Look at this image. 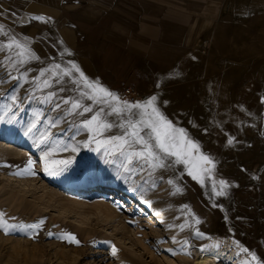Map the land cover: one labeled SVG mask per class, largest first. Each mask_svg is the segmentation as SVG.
<instances>
[{
	"label": "rangeland",
	"instance_id": "374dc122",
	"mask_svg": "<svg viewBox=\"0 0 264 264\" xmlns=\"http://www.w3.org/2000/svg\"><path fill=\"white\" fill-rule=\"evenodd\" d=\"M0 24L8 33L0 42L27 37L40 57L6 70L5 57L16 54L0 52V105L9 103L13 89L24 100L18 123L0 124V165L23 168L29 157L36 161L35 175H13L16 167L0 166V212L12 224L45 220L39 230H0V264H195V251L210 247L224 251L222 264H255L237 243L264 264V0H0ZM70 62L129 101L122 93L127 87L139 91L137 100L160 91V100L169 101L165 114L215 161L201 175L204 182L183 166L149 175L135 166L126 172L122 160L106 163L111 157L82 146L78 153L63 151L87 139L84 132L70 139L75 129L68 131L69 125L84 117L65 115L70 105L62 102L80 99L82 87L71 82L79 74L73 71L63 83L45 74L52 87L35 96L55 92L51 104L27 95L40 69H70ZM173 71L181 75L167 79ZM9 72L19 79H9ZM57 118L61 122L50 127ZM34 120L40 131L55 134L53 159L75 157L67 172L43 171L35 137L24 135ZM221 179L230 187L217 196ZM175 187L183 191L173 195ZM137 193L161 206L164 217L137 203ZM63 233L80 243L61 239Z\"/></svg>",
	"mask_w": 264,
	"mask_h": 264
},
{
	"label": "snow or ice",
	"instance_id": "6c2138e0",
	"mask_svg": "<svg viewBox=\"0 0 264 264\" xmlns=\"http://www.w3.org/2000/svg\"><path fill=\"white\" fill-rule=\"evenodd\" d=\"M31 20L46 21L43 16L29 17ZM50 19V18H49ZM0 35L7 36L5 26L0 24ZM30 42L29 38L25 37L24 42L18 40L14 35L8 38V43L0 42V52L8 50L15 51L16 58L6 56L7 68L15 69L17 65L29 63L31 60H40V57L32 51L27 44ZM62 43V41H61ZM67 52L68 50L65 49ZM71 55V52H68ZM4 62L0 61V65ZM70 69H61L60 64H53L50 68H42L39 71V76L34 79V89L29 92L27 99H38L42 104H51L56 93L48 92L43 99L36 97L35 92L43 89H50L52 87L51 79H42L46 73H52V77L56 83H63V77H71L73 71L79 74V79L72 80L73 85L82 87L80 91V99L62 98L64 105H70L65 111V115H72L74 117H84L79 123H71L68 131L75 129V133L70 139L75 140L76 135L81 132L87 134V139L78 142L74 146L64 145L63 151H68L69 147L72 153H78L81 146L87 148L89 151L102 153L105 156L111 157L106 160V163L115 164L116 161L122 160L121 167L124 171H129L132 166L139 168L142 172L146 171L152 175L158 170H166L174 166H183L187 174L193 180L200 183L204 181L201 175L207 176L215 168L214 159L201 151V145L189 134L184 127L178 126L172 119H170L162 110V106H167L169 101L160 100L161 92L148 96L143 100L129 101L120 97L117 93L110 91L99 83V81L89 80L87 76L80 70L75 62H70ZM56 70V71H53ZM181 74L178 71H173L168 74L167 79L179 77ZM8 78L11 80H18V77L8 73ZM165 79L162 78L155 84L156 89L161 90ZM22 87V85H21ZM65 89L61 88V91ZM0 95H5L0 93ZM6 99L9 103L0 105V124L13 125L18 123L17 111H23V98L13 89L11 95H7ZM82 100L91 101V104H85ZM96 106V107H94ZM61 104L56 103L54 109H60ZM91 114L85 116V114ZM42 114V113H41ZM62 118L49 120L50 127H56ZM39 121H32L27 124L24 130V135H33L34 146L41 149L39 157L43 165L45 174L58 176L67 172L73 164L75 157L67 159H53V154L57 147L53 146L52 137L54 133L48 131H40L37 127ZM189 123H193L189 121ZM194 127H197L193 123ZM116 130L113 132V130ZM204 131H207L205 129ZM264 136V132H261ZM235 138L229 136L227 144L232 146L235 143ZM36 161L31 157L28 158L23 168L12 165H0L5 167H16L18 170L13 175H35ZM170 185H174L173 180H169ZM155 187V182H153ZM219 190L215 191V195L224 196L227 194L226 189L230 187L229 182L221 179L219 180ZM215 187V186H214ZM135 190V189H134ZM183 189L175 187L173 195L182 192ZM142 198V197H141ZM215 206V205H214ZM184 208L189 206L184 205ZM5 213L0 212V230L8 234L16 230H39L45 223L44 219L39 220L33 224H12L5 219ZM12 219H15L14 217ZM199 224L201 221L196 219ZM171 227V225H169ZM183 229L184 225L180 226ZM49 236L53 233L49 232ZM197 238H203L204 233L196 231ZM61 239L67 240L69 243L79 244L80 241L72 233H63ZM174 242L175 239H174ZM188 242L185 241L184 244ZM237 247L243 252H247L255 264H261L255 253L249 252L248 249L243 248L237 243ZM204 250L203 248L201 249ZM113 255L116 249L113 247ZM175 254V253H173Z\"/></svg>",
	"mask_w": 264,
	"mask_h": 264
},
{
	"label": "bare ground",
	"instance_id": "6f19581e",
	"mask_svg": "<svg viewBox=\"0 0 264 264\" xmlns=\"http://www.w3.org/2000/svg\"><path fill=\"white\" fill-rule=\"evenodd\" d=\"M132 191L129 190L128 194ZM142 197V198H141ZM135 201L139 203L141 206H144L148 210H152L151 214L155 218L161 219L164 217V210L159 206L156 202L151 200L149 197L144 196L141 193H137L135 197ZM153 218V217H152ZM195 264H222L220 262L224 257L225 253L222 249L216 247H210L204 249L203 251L200 249L196 250L195 253Z\"/></svg>",
	"mask_w": 264,
	"mask_h": 264
},
{
	"label": "built area",
	"instance_id": "2783aa9c",
	"mask_svg": "<svg viewBox=\"0 0 264 264\" xmlns=\"http://www.w3.org/2000/svg\"><path fill=\"white\" fill-rule=\"evenodd\" d=\"M123 95L127 97L128 99L135 101L139 98V91L134 89L133 87H127L123 90Z\"/></svg>",
	"mask_w": 264,
	"mask_h": 264
}]
</instances>
